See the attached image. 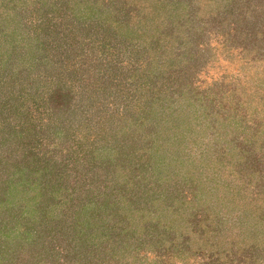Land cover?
<instances>
[{
	"label": "rangeland",
	"instance_id": "rangeland-1",
	"mask_svg": "<svg viewBox=\"0 0 264 264\" xmlns=\"http://www.w3.org/2000/svg\"><path fill=\"white\" fill-rule=\"evenodd\" d=\"M0 264H264V0H0Z\"/></svg>",
	"mask_w": 264,
	"mask_h": 264
}]
</instances>
